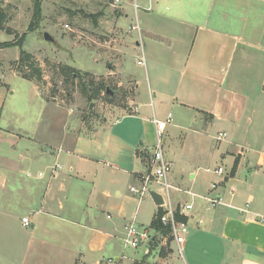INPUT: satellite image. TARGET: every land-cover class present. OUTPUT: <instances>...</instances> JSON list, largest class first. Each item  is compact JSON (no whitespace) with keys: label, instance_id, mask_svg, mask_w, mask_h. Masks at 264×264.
Masks as SVG:
<instances>
[{"label":"crops","instance_id":"1","mask_svg":"<svg viewBox=\"0 0 264 264\" xmlns=\"http://www.w3.org/2000/svg\"><path fill=\"white\" fill-rule=\"evenodd\" d=\"M121 1L120 24L134 15L138 25L129 26L131 43L122 55L137 57L135 66L145 69L146 81L138 80L125 64L109 66L105 76L119 74L133 85L127 106L111 111L88 134L65 132L56 121L60 135L46 130L40 139L44 147L25 146L20 161L3 163L17 193V205L22 206L0 208V216L19 222L29 235L21 259L12 264H44L45 259L48 263L44 251L50 243L44 235L54 227L81 229L79 239L72 233V245L64 249L68 264H105L109 242L122 241L124 228L132 221L127 219L129 201L136 202L137 211L141 205L130 189L138 187L148 172L157 136L153 121L160 120L155 106L158 97L160 104L169 106L170 132L196 136H186L197 143L194 146L172 141L164 151L168 161L174 163L172 158L177 157L180 164L169 178L175 188L170 192L172 204H194L182 247L185 264H264V0H153L152 11L139 12L132 0ZM23 3L3 0L5 6ZM140 5L148 7L149 0H140ZM142 57L145 66L139 65ZM4 85L0 83L1 88ZM146 91L149 104L143 95ZM43 107L44 114L49 113L45 100ZM46 117L50 120L49 114ZM126 121L130 127L114 132L113 127ZM221 133L227 138L218 141ZM16 140L36 143L22 135ZM202 160L209 164L203 171L217 177L204 179ZM56 165L61 169L54 171ZM219 169L224 170L222 175L217 174ZM176 174L181 176L178 181ZM186 178L191 185L186 189L172 184H184ZM128 190L135 199L123 197ZM187 192L221 198L224 203L211 207ZM175 194H183L187 201L174 202ZM155 206L158 213L160 206ZM25 218L30 227L23 224ZM159 243V252L165 247L171 254L174 246L179 249L165 238ZM161 257L158 264H170V257ZM116 261L121 264L122 260L116 256Z\"/></svg>","mask_w":264,"mask_h":264},{"label":"rangeland","instance_id":"2","mask_svg":"<svg viewBox=\"0 0 264 264\" xmlns=\"http://www.w3.org/2000/svg\"><path fill=\"white\" fill-rule=\"evenodd\" d=\"M22 1L24 5L21 7L3 4V9L8 16L7 23L11 22L6 23L5 30L0 34V41L4 42L0 44L9 45V47L2 46L0 48V83L7 85L0 87V208L5 210L19 208L22 205H17V193L8 181L10 178L7 174L8 169L3 163L20 161V154L22 151L25 152L23 149L25 146L44 147L45 145L41 143L40 139L44 137L46 130L50 134L60 135L61 131L54 126L56 121L61 130L65 132H71L73 135L88 134L93 131L94 127L101 125L105 117H110L111 111H117L128 105L133 85H130L129 79L119 74L105 76L108 74L109 66L114 68L115 65L125 64L124 66L133 72L138 80L146 81L145 69L135 66L137 57L127 56V58L122 55L131 43L129 26L132 22L135 24L134 15L131 20L121 25L120 10L113 7L114 0H43L42 19L39 23H35L34 20V2L36 0ZM32 23H34V31L30 32ZM66 25L69 26V29L65 27ZM135 25L138 26L137 23ZM46 33L54 38L53 43L45 40ZM25 34L22 45L18 46L20 38ZM134 34L138 38V32L135 31ZM22 51L30 54L33 57L31 63L34 61L35 68L42 71L41 79H37L35 76L31 81L36 89L30 81L18 76V70L21 67L17 63ZM62 68L73 70L79 77L75 80L71 79V73L67 76L61 73ZM26 72L31 74L32 70L29 68V71ZM97 88H102L104 91L98 95L96 100L90 102L87 95L91 96L92 90ZM105 89H107L106 92ZM142 90L143 87L139 92ZM107 91H109L108 94ZM143 95L146 104H149V93L146 91ZM43 100L48 103L49 113L45 112L44 114ZM160 102L161 98L158 97L155 101L157 118L167 120L168 114L171 113L169 106L160 104ZM46 114L50 115V120ZM42 117H45L43 122ZM129 123L126 121L113 127L114 132L125 130L128 126L130 127ZM171 124L163 136L165 152L172 141L178 146H183V141L191 146L197 144L194 141H189V138L186 137L193 136L189 133H184L186 136L175 134L173 131L171 133ZM51 127H53L52 131ZM107 129L111 130L112 124L107 125ZM36 132L38 135L35 134ZM19 135L30 137L36 143L19 142L16 140ZM193 137L196 138V136ZM170 148L181 149L183 147ZM188 148L197 150L199 147ZM191 155L196 158L193 154ZM172 160L174 163L169 175L170 179L175 172L180 170L177 157H173ZM208 165L203 160L200 161L202 173H205L203 168H207ZM205 175L207 178L204 177V179L217 177L215 174L205 173ZM180 178L181 176L176 174V180L178 181ZM31 182L36 183L34 180ZM172 184L181 189L191 186L187 182V178L184 184ZM155 189L159 190V187ZM160 191L162 190L160 189ZM162 193L165 194L163 191ZM175 195L174 202L185 203L187 201L183 194ZM126 196L135 199L129 190L123 195V197ZM127 211L128 221L133 220L137 212V223L150 231L152 237L155 235L151 224L157 215V207L150 195L143 199L138 211L136 202L129 201ZM1 218L5 219V223L0 224V262L12 264L21 259V249L29 235L19 228V222L7 218L8 221L5 217ZM75 229L77 230H65V232L54 227L49 228V233L46 234L42 230L40 231L45 234L44 237L50 243L44 251L48 255V263L45 259L44 264H58L60 259L65 260L60 264H68L66 260L68 257L64 249H68L72 245L73 240L70 236L72 233L75 238L79 239L78 231L81 229ZM145 249L146 247L125 249L122 241L113 240L109 242L107 251L104 253L105 264L108 263L109 257L116 264V256L121 258V264H158L161 256L170 257L168 261L170 264H185L176 246H174L172 254L167 247L161 252L158 249H150L148 254ZM187 257V253H185V258ZM55 259L57 260L52 261Z\"/></svg>","mask_w":264,"mask_h":264},{"label":"built area","instance_id":"3","mask_svg":"<svg viewBox=\"0 0 264 264\" xmlns=\"http://www.w3.org/2000/svg\"><path fill=\"white\" fill-rule=\"evenodd\" d=\"M152 1L153 0H149V5L145 8L140 5V0H132V6L136 12L152 11ZM121 4V0H114L113 7L118 8ZM65 27L69 29L68 25H66ZM133 29L137 31L139 30V28L136 26ZM145 63V58L142 57L139 61V65L145 66ZM153 122L156 126L157 141L151 157L148 172L142 177L140 185L138 187H131L130 191L132 194L138 197L139 205L142 203L143 199L147 195H150V192L152 191L158 194H162L164 203L160 206L162 210V215L161 217H159V219L163 227L168 231V235L165 237V239L168 241L171 240L173 243H175L179 248V254L182 256V247L186 243L187 235L189 234V214L194 209V204L186 203L183 205H179L178 207H175L172 204L170 192L175 188H173V186L169 182V175L172 172L173 163L166 159L163 148V136L166 132L167 127L172 122V117L169 116V118L165 121L155 119ZM226 138L227 134L221 133L217 140L223 141ZM58 169H61L60 165H56L53 168L54 171H57ZM223 173V169H219L217 171V174L219 175H222ZM156 187H159V190H156ZM160 189L165 192V194H163ZM213 189H216V185H213ZM187 194L190 195L192 198L204 199L211 205V207L222 205L224 203L221 198L215 199L212 197H201L192 192H187ZM179 216L186 217L187 221L185 222L179 220ZM23 224L25 225V227H30L31 223L29 218L23 219ZM161 238L163 239L164 236H161L159 239ZM122 241L125 249H138L146 247V254L150 252L151 244L153 243L150 231H148L142 225H139L137 223L136 217L125 226ZM112 263H114V261L109 260L107 264Z\"/></svg>","mask_w":264,"mask_h":264},{"label":"trees","instance_id":"4","mask_svg":"<svg viewBox=\"0 0 264 264\" xmlns=\"http://www.w3.org/2000/svg\"><path fill=\"white\" fill-rule=\"evenodd\" d=\"M42 2H43V0H36L34 2V20H35V23H37V22L39 23L42 19V13H43ZM7 20H8L7 13L3 9V3L0 2V32L5 30V25L7 23ZM33 31H34V23H32L30 25V32H33ZM25 36H26V34L23 35L22 38H20L18 46L22 45ZM2 46L9 47L8 44H0V48H2ZM32 60H33V57L30 54L22 51L20 54V59L18 60V63H17V65L19 67H21L18 70L19 76L22 77L23 79L27 80V81H32L35 76H37V79L42 78V71H40V69H38V68H35L36 64L34 63V61L31 63ZM28 63H29V65H27ZM29 68L32 70L31 74H28L26 72L27 70L29 71ZM61 73H63L66 76H67V74L71 73L72 77H70V78L73 80H75L76 78L79 77L78 75H76V73L73 70L68 69V68H62ZM106 90L107 89H105V92H106ZM102 91H104L102 88L101 89L97 88L96 90H92L93 94L91 96L87 95L88 100L90 102H93L94 100H96V98L98 97V95ZM108 93L109 92L107 91V94ZM161 215H162V210H161V208H159V211H158L157 215L155 216L154 221L151 224V229L155 232V234H160V237L161 236L165 237L168 235V231L163 227V225L160 222L159 217H161ZM179 220L186 222L187 218L184 216H179ZM170 242H171V240H170ZM151 249H156V248H154L153 243L151 244Z\"/></svg>","mask_w":264,"mask_h":264},{"label":"water","instance_id":"5","mask_svg":"<svg viewBox=\"0 0 264 264\" xmlns=\"http://www.w3.org/2000/svg\"><path fill=\"white\" fill-rule=\"evenodd\" d=\"M2 1L3 0H0V2H2ZM44 37H45V40L47 42H49V43H53L54 42V38L49 33H46ZM150 196H151V198L153 199V201L155 202V204L157 206L163 205V203H164L163 197L160 194L152 191V192H150ZM159 238H160V234H155L152 237V242H153L154 248H156V249H159V247H160Z\"/></svg>","mask_w":264,"mask_h":264}]
</instances>
